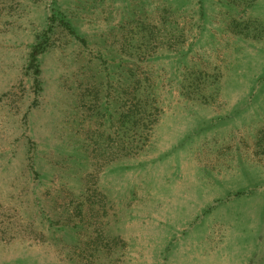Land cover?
<instances>
[{
  "label": "rangeland",
  "instance_id": "1",
  "mask_svg": "<svg viewBox=\"0 0 264 264\" xmlns=\"http://www.w3.org/2000/svg\"><path fill=\"white\" fill-rule=\"evenodd\" d=\"M0 264H264V0H0Z\"/></svg>",
  "mask_w": 264,
  "mask_h": 264
},
{
  "label": "trees",
  "instance_id": "2",
  "mask_svg": "<svg viewBox=\"0 0 264 264\" xmlns=\"http://www.w3.org/2000/svg\"><path fill=\"white\" fill-rule=\"evenodd\" d=\"M41 52H39L38 51V49L36 48L35 50H34V52H33V54H32V59L33 60H37V57H38V55L40 54ZM152 127H153V122H151L150 123V126L148 127V133L146 134V140H145V136L142 138V139H144L146 142L148 141V139H149V137H150V132L152 131ZM122 137H123V141H124V146H125V148H124V150L123 151H127V153L128 152H130V153H132V152H135V151H138L139 149H140V145H139V142L141 141H139V140H137V136H136V134H135V136H133L132 137V135H130V133L129 134H123L122 135ZM144 140H142V141H144ZM143 143H145V142H143ZM140 146V147H139Z\"/></svg>",
  "mask_w": 264,
  "mask_h": 264
}]
</instances>
